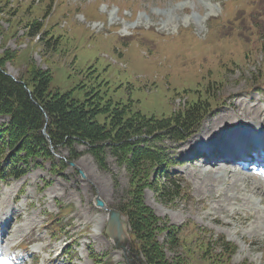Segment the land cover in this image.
<instances>
[{"label": "rangeland", "instance_id": "1", "mask_svg": "<svg viewBox=\"0 0 264 264\" xmlns=\"http://www.w3.org/2000/svg\"><path fill=\"white\" fill-rule=\"evenodd\" d=\"M121 1L0 0V56L9 54L2 73L21 83L33 62L34 67L58 77L53 86L63 93L72 92L74 98L82 100L94 89L113 105L119 102L127 106L126 113L140 112L147 118L163 119L180 114L186 104L202 106L206 102L207 114L192 136L162 144L168 158L175 162L170 176L190 187L191 199L165 204L149 188L144 191L145 205L157 218L181 227L177 245H168L166 232L158 234L156 240L166 257L191 256V264H264V177L246 174L234 162L216 165L203 159L196 149L221 141L212 136L203 143L197 138L222 113L242 116L236 119L238 127L234 131L223 133L226 141L233 136L244 141L251 131L264 136V54L240 58L236 44L240 41L241 49L248 48L245 37L250 33L240 36L234 28L242 21L249 22V18L256 21L263 12L250 0H125V10H121ZM229 8H233L232 13ZM249 10L253 12L250 15ZM44 11L51 16L48 30L55 37L51 43L57 42L55 49L45 48L40 37L46 36L41 33L30 37L32 23L37 33L42 31ZM239 11L242 14L238 15ZM82 16L91 22L86 25L89 31L83 26ZM214 19L221 23L218 32L215 28L211 32ZM66 21L77 31H62ZM226 30L229 41L220 39L221 31ZM114 35L123 42L131 40L125 44L115 41ZM32 43H37L36 48L28 57ZM88 64L91 71L84 72L86 66L76 74L78 67ZM66 74L70 76L65 79ZM237 91V108L228 109L229 96ZM214 107L218 108L212 110ZM246 107L248 113L244 114ZM254 112L260 114L255 121ZM245 115H249L246 120ZM96 121L104 123L102 116ZM4 123L7 119L0 117V126ZM235 143L243 145L239 140ZM74 148L77 158L71 161L72 168L47 163L18 181L0 182V264L13 259L14 264H94V257L100 259L95 264H126L104 233L106 213L93 201L98 196L111 209L124 203L130 189L128 174L110 154L108 170L102 171L84 153L85 146ZM58 152L59 159L67 158L65 149ZM50 169L60 171L52 174ZM210 173L217 182L208 186L203 179ZM61 204L73 210L57 221L66 235L56 239L45 225L49 215H60ZM187 226L191 229L186 230ZM219 237L234 246L230 252L220 253L214 248V239ZM130 240V264H137L136 260L145 264L132 237ZM71 241L74 243L69 245ZM66 245L64 253L70 254L59 256ZM189 250L193 254H188Z\"/></svg>", "mask_w": 264, "mask_h": 264}, {"label": "trees", "instance_id": "2", "mask_svg": "<svg viewBox=\"0 0 264 264\" xmlns=\"http://www.w3.org/2000/svg\"><path fill=\"white\" fill-rule=\"evenodd\" d=\"M44 14L42 31L40 29L37 33L32 23L29 27L33 29L30 37L34 38L41 33V36H46L45 39L40 37L44 40L45 48L55 49L57 42L51 43L55 37L49 35L48 30L51 16L48 11H44ZM74 29L72 26L70 29L62 28V31L74 32ZM253 36L262 45L261 49H264V39L256 34ZM36 44L32 43L28 47V57ZM261 49L257 48L259 52ZM3 54L0 56V116L7 117L8 122L0 127V162L3 157L6 158L3 166H0V177L19 179L27 174L33 163L35 166L46 162L57 164L59 168L66 166L54 159L50 146L56 153L60 148L65 149L68 153L67 161H72L77 158L75 145L84 144L88 148L86 152L103 171L107 170L106 160L110 154L125 166L130 187L124 203L116 204L115 208L127 218L135 248L143 254L145 264L193 263V259L190 261L191 256L166 257L156 237L166 232L168 245H177L181 229L157 218L145 205L143 194L149 188L165 204L187 198L188 188L180 180H175L176 177L170 176V167L175 163L168 158V152L161 144L163 140L183 141L186 138L184 134L199 127L208 107L206 102L202 106L195 102L186 104L180 114L163 119L154 116L147 118L140 112L128 114L127 106L119 102L113 105L112 100L104 99L94 89L86 92L82 100L74 98L72 92L59 91L53 86L56 79L54 73L34 67L33 62H28V73L24 80L20 79L22 83L14 82L2 73L9 55L6 52ZM250 57L245 54L246 59ZM91 69L89 64L83 68L78 67L76 74ZM66 75L60 77L66 79L70 76ZM99 116L103 117V124L96 121ZM43 130L50 139V145ZM154 174L156 176L153 178ZM193 231H196L195 228ZM167 243L164 240L166 246ZM214 248L220 253L232 250L231 244L222 238L214 241ZM188 254L193 253L189 250ZM230 254L233 255V252Z\"/></svg>", "mask_w": 264, "mask_h": 264}, {"label": "bare ground", "instance_id": "3", "mask_svg": "<svg viewBox=\"0 0 264 264\" xmlns=\"http://www.w3.org/2000/svg\"><path fill=\"white\" fill-rule=\"evenodd\" d=\"M238 96H239L238 91L229 96L230 101H229L228 106H227L228 109H236L237 108V104L234 102V98H236ZM248 108L246 107L244 110L242 109L245 112L244 114L248 113L247 112ZM222 114L223 115H220L219 117L217 116L218 118L216 120H214L210 126H207L205 129H203V132L198 136L197 140L205 143L212 136L217 137L221 140H225L222 136L223 133L227 130L232 132L238 127V123H237L236 119H240L242 117L241 115H239V113H235V115H232V116H229V114H224V113H222ZM263 115H264V113H263ZM248 116L249 115H245V117H244L245 120ZM259 118H260V114L258 112H254L253 113V120L255 121V120H258ZM239 123H242V122H239ZM236 140L243 142V145H244V142H246V141L251 142L250 141L251 137L247 136V139H244V141H242V139H239L236 136H233V137H231V139L228 140V142H230V143L225 144L223 142L218 141L212 147L204 148V146H202L199 149H201V152L204 156H208L206 159L209 162L216 163V164L217 163L220 164L221 162L224 164L233 163L239 158V156H237L239 149L237 148V144L235 143ZM190 145H188V146H190ZM207 145H208V143H207ZM217 146H219V147H217ZM249 146H251L250 152L247 155H243L242 157L241 156L240 157L246 158V159H251L252 156H254L256 160L264 161V140L261 144H256V143L251 142L249 144ZM185 147H186V145H185ZM212 151H217L216 156H214V157L210 156V153ZM184 152H185V150H184ZM218 152H221V155H219ZM218 169L225 170L224 171L225 174L229 173L228 169L224 168L223 166H219ZM203 182L209 186L213 183H216L217 180H216V177L214 175H212V173H210L208 176H206V178L203 179ZM6 224L7 223L4 222V226H6Z\"/></svg>", "mask_w": 264, "mask_h": 264}, {"label": "water", "instance_id": "4", "mask_svg": "<svg viewBox=\"0 0 264 264\" xmlns=\"http://www.w3.org/2000/svg\"><path fill=\"white\" fill-rule=\"evenodd\" d=\"M72 166V164H70ZM94 203L97 208L103 209L108 212L107 217V235L113 240L114 247L121 250L128 260L130 258L128 247L130 240L127 233V222L125 218L114 209L107 210L105 204L96 197Z\"/></svg>", "mask_w": 264, "mask_h": 264}]
</instances>
